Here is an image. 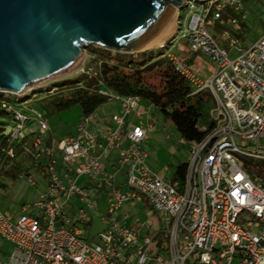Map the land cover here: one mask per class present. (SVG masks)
<instances>
[{
	"label": "built area",
	"instance_id": "obj_1",
	"mask_svg": "<svg viewBox=\"0 0 264 264\" xmlns=\"http://www.w3.org/2000/svg\"><path fill=\"white\" fill-rule=\"evenodd\" d=\"M185 6L192 18L191 33L185 36L191 51L217 64L213 76L203 79L170 51L171 44L161 45L193 94L207 90L216 101V129L202 142L183 140L192 157L185 182L165 180L150 169L141 144L151 125L135 124L122 134L131 114H145L138 97L103 91L121 104V112L112 116L116 129L100 136L90 115L83 118L79 133L62 139L56 149L43 137L49 131L45 113L3 105L14 112L17 123L10 139L20 142L35 161L46 159L50 176L47 191L35 203L36 213L25 207L13 220L0 210V237L14 245L7 264H264V183L245 164V159L264 160V33L249 48L231 44L238 55L230 59L206 25L222 20L229 10L237 14L230 22L238 25L247 18L243 0L191 1ZM31 118L40 123L41 132L29 142L21 133ZM109 150H118L127 166L124 187L106 172L102 157ZM8 155L15 158V149ZM83 177L89 181L80 185ZM27 181L35 184L33 177ZM98 183L106 189L96 188ZM94 189L98 198L110 195L102 217L106 227L97 242L83 236L97 208ZM139 205L157 218L155 227L149 222L139 223L138 229L124 225L122 208Z\"/></svg>",
	"mask_w": 264,
	"mask_h": 264
},
{
	"label": "water",
	"instance_id": "obj_2",
	"mask_svg": "<svg viewBox=\"0 0 264 264\" xmlns=\"http://www.w3.org/2000/svg\"><path fill=\"white\" fill-rule=\"evenodd\" d=\"M206 0H0V94L20 95L71 68L91 45L133 54Z\"/></svg>",
	"mask_w": 264,
	"mask_h": 264
},
{
	"label": "rangeland",
	"instance_id": "obj_3",
	"mask_svg": "<svg viewBox=\"0 0 264 264\" xmlns=\"http://www.w3.org/2000/svg\"><path fill=\"white\" fill-rule=\"evenodd\" d=\"M247 19L245 21V27L238 30L233 24L226 23L225 30L219 27V24L214 22H207V30L213 35L214 40L222 49L229 51V58L235 59L237 57L236 48L231 47V44L238 43L240 47L249 48L251 47L264 33V1H247ZM177 11L175 29L172 33L165 35L160 44H155L152 47L140 50L138 53L126 54L118 53L116 51H110L112 54H126V55H137L143 52H149L147 55H141L138 58V62H143L146 56H152L151 52H157L161 45H170V51L175 54H185L183 51L191 50V44L185 36L191 33V14L188 7L184 6L181 10ZM180 13V14H179ZM240 35V38L234 37L233 33ZM179 33V34H178ZM178 34V36H177ZM177 36V40L171 43L173 38ZM98 48L107 50L104 48L96 47L91 45L87 49H84L79 60L68 70L62 72L59 75L51 77L44 82L37 84L36 86L29 89L27 92L20 94V102L28 109H37L45 113L49 120V131L43 134L45 139H50L54 144H58L60 140L76 136L79 133V124L82 122V114L79 106H73L72 108L65 111H56L50 105L49 100H45L47 96H53L58 93L61 88L71 86L73 83H80L83 79V74L87 71L89 65L93 66V52L90 48ZM109 51V50H108ZM197 64L195 69L202 71L206 76H211L217 71V64L207 55L197 54ZM58 90V91H57ZM67 90V89H66ZM12 95V94H11ZM51 98V97H50ZM119 101H110L109 103L101 106L98 110L99 114L106 115L107 119L111 120V116L114 114V104ZM147 106V112L144 118L137 120L132 114L129 121H134L137 124L148 123L152 125L150 131L149 140L145 141L143 146L151 155V159H156L157 154L161 153V159L165 165H169L172 169L178 164L185 162H191L192 157L190 154V145L183 144V131L177 125V121L173 119H167L165 114L158 108L152 105ZM146 108V107H145ZM0 122L4 124V134L11 137L14 133V128L17 123L12 117L3 116L0 117ZM41 132V126L38 121H34L31 118L26 123V129L22 131L21 137H26L30 140ZM33 133V134H32ZM31 161L27 156L19 155L14 158L13 161L7 166V169L11 165L19 166L18 169L12 170L17 178L11 176L0 177V182L4 183V187L0 186V210L8 217L13 220H17L24 214L25 207H29V213H36L35 203L40 200L42 192V180L41 175L34 173L32 175L36 181L35 185L30 184L27 181V173L30 171ZM13 166V167H14ZM12 167V166H11ZM89 181L87 177H83L79 184L83 185ZM90 185H93L91 183ZM108 193L100 195L98 198L97 192L92 193V199L94 204L97 206L96 210L92 211V223L87 228H84L83 236L89 239L91 236L94 237V241L98 240V233H100L104 224L102 221L103 215L107 211V203L109 198ZM76 206H80V202L77 198L73 199ZM78 210L75 209V215ZM121 212H130L131 217L129 222L135 223L139 220L141 224L149 222L152 224V218L147 214L141 206L128 207L125 206ZM14 250V245L2 239L0 237V264H7L10 262L11 254Z\"/></svg>",
	"mask_w": 264,
	"mask_h": 264
},
{
	"label": "trees",
	"instance_id": "obj_4",
	"mask_svg": "<svg viewBox=\"0 0 264 264\" xmlns=\"http://www.w3.org/2000/svg\"><path fill=\"white\" fill-rule=\"evenodd\" d=\"M247 1L245 0L246 3ZM217 23L222 30L226 29ZM244 27L245 24H241V29ZM233 35L240 38L235 32ZM90 49L94 53V65L87 67L82 81L72 82L71 86L61 88L58 93L45 98L56 111L79 106L82 118L93 115L101 106L110 102L109 97L102 93L104 91L119 96L138 97L155 106L167 119L177 121L188 143L202 142L216 129L217 120L212 115L216 108L213 94L207 90L193 94L191 84L165 56L163 48L159 47L157 52H151L152 56H146L143 62H138L139 56L149 52L114 55L108 50ZM3 105L27 111L21 108L20 95L0 94V117H12L15 121L14 112H9ZM4 131V124L0 122V177L17 178L7 169L14 159L8 155V150L14 148L16 154L20 153L21 143L11 140ZM245 164L264 183V160L245 159ZM187 169V163L178 168L176 180L182 184L185 182ZM0 186L5 185L0 182Z\"/></svg>",
	"mask_w": 264,
	"mask_h": 264
},
{
	"label": "crops",
	"instance_id": "obj_5",
	"mask_svg": "<svg viewBox=\"0 0 264 264\" xmlns=\"http://www.w3.org/2000/svg\"><path fill=\"white\" fill-rule=\"evenodd\" d=\"M255 1H258V0H255ZM244 2V5L248 11V7H247V3L245 2V0H243ZM180 14V13H179ZM237 16V14H235L232 10H229L228 12H226L224 15H223V19L222 20H218V21H212L214 23L216 22H219L221 25L225 26L226 23H229V24H232L230 22V18L231 17H235ZM225 18V19H224ZM247 19V18H246ZM245 20H241L238 25H235L237 27L238 30H241V24H245ZM213 36V35H212ZM214 38V37H213ZM216 42V41H215ZM234 44H238V43H234ZM218 45V44H217ZM219 46V45H218ZM221 48V47H220ZM225 50V49H224ZM185 54H176L178 56L181 57V59L185 62V64L193 71L195 72L198 76H200L201 78L203 79H207V78H210L211 76H213V74L211 76H206L202 73V71H198L197 69H195V66H196V56L197 54H200V53H194L192 52L191 50L187 51H183ZM202 54V53H201ZM145 105H151L149 104L148 102H145V101H142L141 102V108L145 110V114L147 112V106H144ZM114 114H118L121 112V104L120 102H116L114 104ZM146 107V108H145ZM21 108H24L25 110H29L28 108H26V106L24 105H21ZM99 110V109H98ZM98 110L92 115L93 118H94V124L92 125V127L98 132V134L100 136L104 135L105 133L109 132V131H112V130H115L116 129V124L112 121V118L111 120L107 119L106 115H103V114H99ZM113 114V115H114ZM134 114V117L135 119L139 120V119H143V118H138L136 116L135 113ZM132 115V114H131ZM130 115V116H131ZM130 116L127 118V122H126V125L125 127L123 128L122 130V134L125 136V134L127 133V131L133 126L135 125L134 121H129V118ZM112 117V116H111ZM83 122V120H82ZM81 122V123H82ZM80 123V124H81ZM79 124V125H80ZM151 124H147L146 126H149ZM152 126V125H151ZM152 130V129H151ZM150 130V131H151ZM150 133L151 132H148L147 134V140H149V136H150ZM33 134V133H32ZM68 138V137H67ZM33 140V139H32ZM32 140H30L29 138H27V141L31 142ZM46 141V144L52 148H57V145L58 144H54L50 141V139H45ZM61 141V140H60ZM59 141V142H60ZM142 142L141 144V148L147 152L148 154V165L150 167V169L152 171H154L155 173H157L158 175H160L163 179L165 180H176V177L178 176V168L180 165L184 164H178L176 167H174L173 169L169 166V165H165L164 161L161 159V153L159 152L156 156V159H151V155L148 153V151L145 149V147L143 146V144L145 143ZM126 142V141H125ZM125 146H127V142L125 143ZM20 153L16 154V157H18L19 155H23V156H27V158H29V160L31 161V166H30V171L29 173H27V177L30 176V177H33V173L31 170L34 171V173L36 174H40L41 175V180H42V183H43V187H42V192H41V195H40V198L41 196L47 191L48 189V185H49V172H48V167H47V160L46 159H42L40 162L38 161H35L34 159H32L30 156L26 155L24 150L22 149V147H20ZM56 154L58 155V157H60V153L58 151H56ZM15 157V158H16ZM120 152L118 150H109L107 152H105L103 154V157H102V160H103V163L105 165V169H106V172H108L111 176H112V179L113 181L118 185V186H121V187H124L125 186V180H126V173H127V166L122 164L120 162ZM188 164H190V162H185ZM12 166V167H11ZM10 168L8 169L9 171H12V170H15V169H18L19 166H14V165H11ZM14 166V167H13ZM187 172H188V169H187ZM187 176V174H186ZM34 179V177H33ZM35 181V179H34ZM35 184H36V181H35ZM34 184V185H35ZM91 184V183H90ZM91 186V185H90ZM96 188H98L99 190H103V189H106L104 183H98L96 185ZM94 192H97V189H94L93 190V193ZM141 206V205H139ZM125 207V206H124ZM123 207V208H124ZM129 207V206H128ZM144 210H146L143 206H141ZM122 208V209H123ZM147 211V210H146ZM105 215V214H104ZM72 216L74 217V214L72 213ZM130 217H131V213L130 212H121V218L123 220V223L124 225L130 227V228H134V229H138L139 227V223L140 221L139 220H136V224L135 223H132V222H129L130 220ZM153 220H152V227H155L156 226V217L155 216H152L151 217ZM92 223V221H91ZM90 223V225H91ZM104 224V222H103ZM88 225V227L90 226ZM106 227V225L104 224V228ZM103 228V229H104ZM99 234V233H98ZM90 240H95L94 237H90L89 238Z\"/></svg>",
	"mask_w": 264,
	"mask_h": 264
},
{
	"label": "bare ground",
	"instance_id": "obj_6",
	"mask_svg": "<svg viewBox=\"0 0 264 264\" xmlns=\"http://www.w3.org/2000/svg\"><path fill=\"white\" fill-rule=\"evenodd\" d=\"M177 15V14H176ZM174 29H175V25L170 29V31L166 34V35H168V34H170V33H172L173 31H174ZM165 37V36H164ZM162 39L163 38H161L159 41H157L155 44H160L161 43V41H162ZM155 44H153L152 46H154ZM151 46V47H152Z\"/></svg>",
	"mask_w": 264,
	"mask_h": 264
}]
</instances>
